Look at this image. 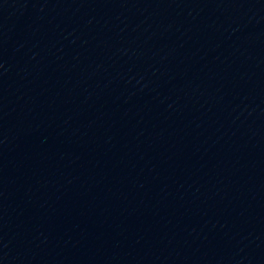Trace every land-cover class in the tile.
<instances>
[{
  "label": "water",
  "instance_id": "95a60500",
  "mask_svg": "<svg viewBox=\"0 0 264 264\" xmlns=\"http://www.w3.org/2000/svg\"><path fill=\"white\" fill-rule=\"evenodd\" d=\"M0 264H264V0H0Z\"/></svg>",
  "mask_w": 264,
  "mask_h": 264
}]
</instances>
